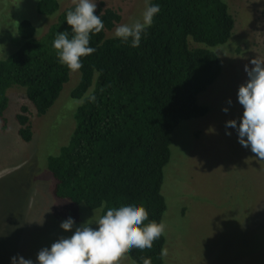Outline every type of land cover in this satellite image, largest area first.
<instances>
[{
  "label": "rangeland",
  "instance_id": "rangeland-1",
  "mask_svg": "<svg viewBox=\"0 0 264 264\" xmlns=\"http://www.w3.org/2000/svg\"><path fill=\"white\" fill-rule=\"evenodd\" d=\"M58 12L38 15L39 0H0V60L19 45L18 24L30 23L36 39L70 5L118 13L105 38L148 23L143 0H55ZM233 19L228 41L212 48L220 74L196 97L208 113L171 133L160 194L165 211L162 264H264V0H222ZM71 71L41 117L23 89L5 91L0 132V264H98L99 211L56 200L45 163L67 144L81 100L71 91ZM25 105L31 139L16 135L14 116ZM183 210L181 213L180 211ZM103 264H133L120 257Z\"/></svg>",
  "mask_w": 264,
  "mask_h": 264
},
{
  "label": "trees",
  "instance_id": "trees-1",
  "mask_svg": "<svg viewBox=\"0 0 264 264\" xmlns=\"http://www.w3.org/2000/svg\"><path fill=\"white\" fill-rule=\"evenodd\" d=\"M143 1L148 23L113 38L104 35L120 17L101 4L95 10L66 7L38 39L22 21L17 50L0 60V132L8 88H22L41 117L69 72L79 73L70 93L81 100L74 128L45 167L56 200L99 211L98 264L120 257L133 264H162L160 187L171 133L208 113L196 97L218 78L221 61L212 48L225 44L233 28L222 0ZM57 12L55 0H39L36 6L38 15ZM14 121L17 137L28 143L25 105Z\"/></svg>",
  "mask_w": 264,
  "mask_h": 264
}]
</instances>
